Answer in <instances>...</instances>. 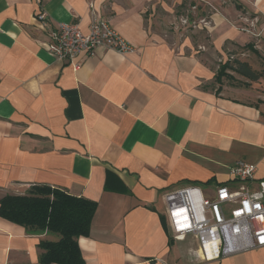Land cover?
Returning <instances> with one entry per match:
<instances>
[{
	"label": "crops",
	"instance_id": "obj_1",
	"mask_svg": "<svg viewBox=\"0 0 264 264\" xmlns=\"http://www.w3.org/2000/svg\"><path fill=\"white\" fill-rule=\"evenodd\" d=\"M93 5L135 52L52 57L59 25L87 33ZM234 61L259 78L218 80ZM240 161L257 166L256 188L264 0H0V201L47 186L95 202L84 264H264V248L202 261L167 215L168 191L230 184ZM59 240L0 218V264H42L40 244Z\"/></svg>",
	"mask_w": 264,
	"mask_h": 264
},
{
	"label": "built area",
	"instance_id": "obj_2",
	"mask_svg": "<svg viewBox=\"0 0 264 264\" xmlns=\"http://www.w3.org/2000/svg\"><path fill=\"white\" fill-rule=\"evenodd\" d=\"M93 20L87 33L79 25L60 24L53 43L48 45L52 57L74 62L80 55L93 57L105 47L119 54L135 52L131 45L92 6ZM44 20V15L39 17ZM185 27L209 25L205 20H180ZM74 69L80 63L73 64ZM258 168L240 161L230 169L233 182L216 188L207 195L199 186H187L168 191L164 200L173 235L176 240L195 238L200 258L212 262L240 253L264 248V181L253 187Z\"/></svg>",
	"mask_w": 264,
	"mask_h": 264
},
{
	"label": "trees",
	"instance_id": "obj_3",
	"mask_svg": "<svg viewBox=\"0 0 264 264\" xmlns=\"http://www.w3.org/2000/svg\"><path fill=\"white\" fill-rule=\"evenodd\" d=\"M229 71L251 81L259 78L248 64L234 61L221 66L218 80L231 79ZM96 210L93 201L47 186H34L24 195H8L0 201V218L32 234L47 232L60 237L57 242L40 244L42 264H84L78 240L89 236Z\"/></svg>",
	"mask_w": 264,
	"mask_h": 264
},
{
	"label": "rangeland",
	"instance_id": "obj_4",
	"mask_svg": "<svg viewBox=\"0 0 264 264\" xmlns=\"http://www.w3.org/2000/svg\"><path fill=\"white\" fill-rule=\"evenodd\" d=\"M237 76H238V75H237ZM239 77H240L239 80H240L242 83H247V82H248L245 78H243V77H241V76H239ZM245 81H246V82H245ZM230 83H231V81H230ZM232 84H233V83H232ZM215 186H216V185H214V184L211 185V186L203 185L202 188H203L205 191L208 190V189H209V190H210V189H213V190H214V189L216 188Z\"/></svg>",
	"mask_w": 264,
	"mask_h": 264
}]
</instances>
